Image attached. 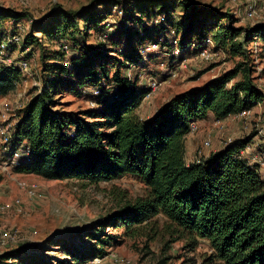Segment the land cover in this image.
I'll use <instances>...</instances> for the list:
<instances>
[{
  "label": "trees",
  "instance_id": "obj_1",
  "mask_svg": "<svg viewBox=\"0 0 264 264\" xmlns=\"http://www.w3.org/2000/svg\"><path fill=\"white\" fill-rule=\"evenodd\" d=\"M98 1L103 8L53 10L38 26L36 32L42 37H68L71 44L44 57L42 72L46 75L40 78L41 86L34 87V94L20 109L10 144L19 147L22 155L13 171L47 180L77 179L96 184L133 176L143 183L144 194L126 202L102 225L121 223L130 231L162 215L171 236L185 238L190 246L199 239L209 244L211 252L205 261L210 264H264V178L256 165L239 156L249 141L230 142L198 161L185 160V137L192 124L198 125L210 115L223 119L263 99L252 76L253 59L247 46L256 35L264 42V28L222 26L218 19L229 14L199 6L195 0ZM114 7L137 23L135 28L133 23L128 28L114 25L121 28L123 36L129 34V39L134 34L131 31H139L140 23L153 19L156 25L175 27L174 32L180 33L169 37L166 44L154 41L166 47L171 56L173 44L182 52L194 42L192 51L198 52L207 47L209 39L216 49L241 60L204 85L175 94L144 121L137 108L148 90L136 86L121 70L126 64L141 61L139 51L131 48L119 53L123 57L120 61L85 40L91 29L103 40L109 36L113 25L105 21ZM177 9L185 14L176 18ZM23 15L0 6V22ZM21 44L43 46L34 31L22 37ZM5 46L2 49L8 51L16 45ZM71 50L74 54L64 64V55ZM21 75L16 63L0 60V98L16 88ZM90 86L94 90L88 94L85 90ZM67 90L88 94L92 106L79 111L61 108L55 96ZM93 236L97 247L78 254L70 252L80 263L107 253L110 241L100 233ZM19 262L26 259L20 257L18 249L0 254V264Z\"/></svg>",
  "mask_w": 264,
  "mask_h": 264
},
{
  "label": "rangeland",
  "instance_id": "obj_2",
  "mask_svg": "<svg viewBox=\"0 0 264 264\" xmlns=\"http://www.w3.org/2000/svg\"><path fill=\"white\" fill-rule=\"evenodd\" d=\"M195 1L199 6H208L220 14H229L227 18L218 19L217 22L222 26L260 25L264 28V0ZM98 2L0 0V6L24 14L19 19L6 18L0 22V49H4L7 43L16 45L8 51L2 49L0 60L5 63L14 62L18 66L22 62L26 63L24 68L19 67L22 75L16 88L0 98V127L9 128L11 135L20 109L34 94V87L41 86L40 78L46 75L42 72L44 57L46 59L51 53L62 52L63 46L65 49L66 44H71L68 37H42V33L36 32L39 24H44L45 17L53 10L103 8ZM111 12L105 21L113 25L111 32L107 30L110 32L109 36L103 40V36L101 38L91 29L85 34V40L102 47L107 54L118 57L120 61H123V57H120L119 53L123 54L125 50L128 52L131 48L139 51L141 61L135 65L126 64L121 70L136 86L148 90L137 108L139 118L144 121L153 116L175 94L204 85L233 68L236 62L241 60L240 57L230 56L225 50L216 49L210 41L204 48L205 55L200 54L204 49L192 51L195 47L193 42L182 52L173 44L171 56L166 47H159L154 41L159 39L161 44H166L169 37L180 36V33L174 32L175 27H163L164 25H156L155 20L147 19L138 25L139 31H131L134 34L139 32V38L133 34L132 39H129V34L123 36L121 28L117 29L114 25L128 28L133 23L135 28L137 23L131 18L128 19L119 7L112 8ZM181 14H185V11L177 9L174 16L179 18ZM78 26L82 28L83 21H78ZM32 31L35 36L41 38L42 47H23L21 44L22 37ZM15 36L20 40L13 41ZM78 39L81 41L80 37ZM247 49L251 51L253 59L252 76L263 93V99L247 109L249 112L244 115L236 113L223 119H215L210 115L199 122L196 130L190 133L197 143L196 158L193 154H185V160H200L230 142L246 143L247 140L250 142V137L257 136L254 147L248 152H239V156L250 165L260 168L259 172L264 178V133H258V125L264 120V42L256 35ZM72 53L74 54L71 50L64 55V64H67ZM110 69L111 74L113 67ZM237 78L232 79L230 83ZM153 81L158 83L154 89L150 87ZM105 88H108L107 84ZM93 90L90 86L86 87L85 91L89 94ZM88 94L67 90L55 98L59 100L61 108L79 111L92 106ZM3 142L5 141L0 136V205L4 206V211L0 214V235L8 232L10 237L4 245H0V254L18 249L20 257L26 259L25 263L19 264H160L162 259H165L162 264H210L205 261L211 252L209 244L199 239L195 246H190L185 238L171 236L170 231L166 229L167 219L162 215L153 217L147 224L138 229L133 227L130 231L121 223L102 225L107 217L119 211L126 202L144 194L145 187L137 178L122 175L111 181L96 184L77 179L47 180L34 174L17 173L13 171L14 165L7 162L19 147L13 148L10 142ZM30 188L34 190L32 194L27 192ZM95 233H100L101 237L110 241V245L106 246L107 253L103 257H90L80 263L70 252L78 254L87 252L89 247H97L93 239Z\"/></svg>",
  "mask_w": 264,
  "mask_h": 264
},
{
  "label": "built area",
  "instance_id": "obj_3",
  "mask_svg": "<svg viewBox=\"0 0 264 264\" xmlns=\"http://www.w3.org/2000/svg\"><path fill=\"white\" fill-rule=\"evenodd\" d=\"M13 41L17 42L19 41L20 39L18 37H14L12 39ZM208 42L210 40H207ZM66 49V47H65ZM1 52V51H0ZM201 55H205L206 54V49L202 50L200 52ZM26 66V63L25 62H22L19 67L22 69ZM158 85V83H156L155 81H153L152 83H150V87L152 89H154L156 86ZM249 110H243L241 112H239L241 115H244L246 113H248ZM197 128L196 124H192L191 127H190V133L195 131ZM12 129H13V126H12ZM9 128H6V127H0V136L3 138V140L5 142V144H9L10 142V139H11V132H9ZM258 133L259 134H262L264 133V120L261 122V124L258 125ZM206 144H208V142H206ZM247 150H249L251 148L250 145H246L245 147ZM26 154H28V151L26 152ZM21 152H20V149H18L17 151H15L13 153V156L12 158L7 162L8 164H13L14 167L18 166L20 164V160H19V157L21 156ZM262 155L264 156V152H262ZM195 161H198V160H195ZM262 164H264V161L262 162ZM27 192L29 194H32L34 192V190L32 188H30L29 190H27ZM4 211V206L0 205V214ZM10 237V233L8 232H4V233H1L0 235V245H4L7 241V239Z\"/></svg>",
  "mask_w": 264,
  "mask_h": 264
},
{
  "label": "crops",
  "instance_id": "obj_4",
  "mask_svg": "<svg viewBox=\"0 0 264 264\" xmlns=\"http://www.w3.org/2000/svg\"><path fill=\"white\" fill-rule=\"evenodd\" d=\"M257 136H252L249 138L250 142L248 143V145L251 146L250 149H252L254 147V143L255 141H257L256 139ZM196 140H195V137L190 134V132L186 135L185 137V154H188V156H190L191 154H193V157L196 158L195 156V152H196ZM220 149V148H219ZM243 151L245 152H248L249 150H247L245 147H243L241 150H240V153H243ZM200 156V155H199ZM204 156V155H203ZM190 158V157H189ZM192 158V157H191ZM257 164V162H256ZM260 169V168H259ZM261 170V169H260Z\"/></svg>",
  "mask_w": 264,
  "mask_h": 264
}]
</instances>
